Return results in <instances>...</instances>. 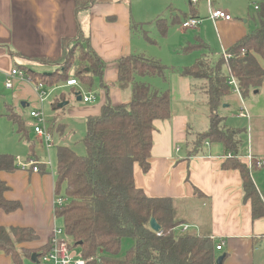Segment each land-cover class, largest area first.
<instances>
[{
  "label": "trees",
  "instance_id": "16d2710c",
  "mask_svg": "<svg viewBox=\"0 0 264 264\" xmlns=\"http://www.w3.org/2000/svg\"><path fill=\"white\" fill-rule=\"evenodd\" d=\"M249 1L256 7L254 19L258 24L228 48L225 52L228 59L225 60L223 54L215 59L209 53L205 54L206 46L199 38L193 43L187 42L179 50L182 55H199L179 74L203 82L199 92L205 97L204 105L208 111V128L195 134V139L187 143L189 152L197 156L202 153L205 142L220 143L223 151L230 155L221 163V168L239 172L242 201H249L251 219L259 220L264 218V202L251 179L248 165L240 159L248 153L247 149L243 150L241 141L245 130L228 129L220 114L231 92L227 85V68L237 81L243 101L264 84V68L258 61L260 59L264 64V0ZM89 4L90 0H75L76 13L82 12ZM156 23L159 36L164 37L170 24L162 19ZM139 26L132 24L131 30L141 31ZM140 36L155 43L146 31H141ZM59 55L26 59L53 67L55 70L51 74H39L25 66L16 67L24 72L29 83L42 84L45 90H53L52 96L59 92L50 105L54 113L59 110L58 104L66 101L67 94L62 91V86L71 78L83 91L92 92L96 86L104 91L105 100L99 115L89 116L84 122L86 130L80 140L84 155H77L66 146H57L56 149L53 196L55 201L61 198L65 202L59 206L55 204L53 214L57 221H61L64 236L71 242L70 249L78 248L85 264H216L215 246L219 241L197 233L192 227L182 231L181 226L189 224L178 217L173 209L174 200L149 197L134 182L135 165L144 175L150 170L152 138L156 131L154 122L171 117L169 91H160L148 83L136 81V78L158 77L164 81L170 69L144 53H131L118 59L113 86L123 96L129 92L130 97L128 101L113 105L108 95L110 85L102 79L105 63L92 49L88 35L79 32L73 38L62 39ZM73 88L76 91L73 96H81V92ZM5 108V113L0 116L13 126L19 140L27 143V160L39 161L35 142L30 140L29 118L16 113L10 106ZM61 119L62 116L53 117L48 129L51 134L53 130L64 131V126L58 124ZM17 169L15 157L0 153V172L13 173ZM38 171L49 172L44 164L39 165ZM8 190L0 180V211L5 214L21 208L19 201L3 197ZM195 195L202 196L198 191ZM152 218L160 226L159 232L149 226ZM123 238L130 239L132 246L123 258L117 259ZM35 240L37 234L33 229L0 226V255L10 258L12 264L31 260L33 253L40 261L53 247L50 240L36 249L19 247Z\"/></svg>",
  "mask_w": 264,
  "mask_h": 264
},
{
  "label": "crops",
  "instance_id": "0c3cea01",
  "mask_svg": "<svg viewBox=\"0 0 264 264\" xmlns=\"http://www.w3.org/2000/svg\"><path fill=\"white\" fill-rule=\"evenodd\" d=\"M254 7L249 0H196L195 3L193 0H90L89 6L77 14L75 0H0V70L9 71L13 66L30 69V63L34 61H27V58L60 56L62 39L73 38L82 32L90 37L92 49L105 63L102 79L110 85L108 95L114 105L125 102L126 97L113 86L117 78V60L131 53H144L158 59L170 69L164 82L171 95V117L154 122L156 131L152 138L150 170L144 175L135 165L134 182L149 197L173 199V209L181 219L186 220L178 214L181 208H205L208 216L204 225L200 221L188 223L187 220L186 224L196 227L199 234L223 242V248L216 252L217 257L225 256L222 264H264V218L251 219L250 203L242 201L239 172L221 168V163L230 155L223 151L218 142H205L202 153L197 156L189 152V137L198 133L197 126L201 124L197 117L201 105L198 96L202 94L196 91L198 81L179 74L199 56L180 54L179 50L187 42L193 43L200 38L206 46L204 53L211 55L217 51L218 57L253 30L250 22L253 21L251 10ZM213 9L228 13L230 20L211 21L209 13ZM189 18L197 19L199 26L183 30L181 24ZM159 19L170 24L164 37L158 34L156 21ZM132 24L140 25L138 29L148 32L155 43L141 37V31L133 32ZM154 27L157 33L151 37L150 28ZM139 37L145 46L138 43ZM161 42L170 45L168 58H165V54H155L149 50L150 47L155 49ZM258 61L264 68L263 62ZM44 70L51 74L55 69ZM13 85L12 90H7L0 82V114H4L5 107L10 106L16 113L29 118L31 109L24 114L19 108L20 103L22 108L32 104L33 109H42L46 101L51 105L59 93L52 96V92L41 105L33 84L18 80ZM263 85L251 93L254 98L264 101ZM80 88L83 94L91 93L95 97L94 102H78L72 94L76 93L75 89L63 87V90L69 91L64 102H67L69 117L85 122L87 117L99 115L105 97L98 86L92 92ZM76 89L79 90L78 87ZM244 105L249 120H244L247 122V127L243 129L247 139L243 150L247 149L253 160L263 163L260 170L253 168L250 174L264 202V107L258 106L254 100ZM226 107L225 103L222 109ZM58 109L53 116H62V108ZM64 128V131L57 132L61 138L70 135L69 127L64 124ZM175 145L178 151H174ZM47 154L49 157V151ZM245 156L240 159L246 165ZM47 161L39 160L41 164ZM46 171H49L47 167ZM0 180L9 188L3 197L21 204V208L14 213L0 211V226L29 228L36 232L37 240L19 247L36 249L44 246L54 230L60 228L53 214V174L17 169L13 173L0 172ZM196 190L202 196L197 197ZM8 259L7 264H12Z\"/></svg>",
  "mask_w": 264,
  "mask_h": 264
},
{
  "label": "rangeland",
  "instance_id": "374dc122",
  "mask_svg": "<svg viewBox=\"0 0 264 264\" xmlns=\"http://www.w3.org/2000/svg\"><path fill=\"white\" fill-rule=\"evenodd\" d=\"M251 17L253 19V21L250 22V27H252V29H254L256 27V25L258 24L257 20L254 19V15H255V7L251 10ZM151 31V37H155L157 30L154 28H150ZM140 38V37H139ZM140 41L138 42L140 45L143 44L145 46V42L143 41L142 38L139 39ZM171 42V41H170ZM169 43H165V42H161V44H159V46H156L155 49H152L150 47V51L153 53H159V54H165V58H168L169 52L168 51V47H169ZM219 54V52L217 53V51H214V53L211 54V58L214 59L217 57V55ZM30 69L33 70L36 73H48L46 72L44 69H53L51 66L48 65H44V64H38L37 62H32L30 63ZM49 74V73H48ZM168 75V74H167ZM136 81L138 82H144V83H148L150 84L153 88L155 89H159L160 91H164L167 90V83L164 81H161L160 78H156V77H147V76H142V77H138L136 78ZM203 85V82L200 81L198 82V86L196 91H198V93L200 94L201 92H199L201 86ZM264 87V85H263ZM65 94H67L69 91L68 90H62ZM57 93V92H56ZM54 93V94H56ZM83 94V92H81V95ZM201 95V94H200ZM125 100L128 101L129 99V92L125 94ZM263 97V96H261ZM198 100L200 101L199 103L201 104L200 107L198 108V121L201 123L199 126H197L198 133H202L203 131H205L208 128V123H207V108L205 107L204 103H205V97L204 96H198ZM257 102L258 106H262L264 107V101L262 98H254L253 94L251 93L250 96L245 99L242 103L243 105L249 101H253ZM172 104H174V101L172 100ZM30 105V104H29ZM226 105L228 107H226L225 109H222V117L225 118L224 122L226 124V126L228 128L232 127L235 129H245L247 127V122H245L242 119H239L237 117L238 114V110L240 109V99L238 97L237 94L233 93L232 91L230 92L229 96L226 99ZM19 108L23 111L24 114H28V110L29 109H33L32 104L30 106H28V108H22L21 107V103L19 104ZM197 109V108H196ZM68 105L64 106L62 109H60V112H62V119L61 121V125L64 126L67 125L69 127V136L67 137V135L65 137H60L58 135V131L53 130V147L52 149L49 150V157L47 154V151L40 145V143L35 141V137L33 134V128L30 127V140L32 142H35V151L37 156H39L40 160L46 161L49 160L51 161V169L48 167V170L50 173H54V169L56 167V149L57 146H66V147H71L72 150L77 154V155H84V148L81 144V139L83 138L84 134H85V130H86V126L84 124V121L81 120H76L73 117H69L68 116ZM42 111L44 113L45 116V121H46V127H48L49 129V124L51 122V120L53 119V115L54 113L51 110V106L48 103V101H46L43 104L42 107ZM204 113V114H203ZM203 115V117H202ZM196 117V116H195ZM30 125L33 124L34 122L29 119ZM68 132V131H67ZM197 133V134H198ZM195 135H193V137H189L191 138V141H193L195 138ZM241 141L243 143V147H245L246 145V139L247 136L246 134H243L241 136ZM68 147V148H69ZM70 148V149H71ZM178 151V147H174V151ZM0 153L2 154H9L13 157H19L21 160L25 161L28 157V146L27 143L24 141H20L18 138V135L15 133V130L13 128V126L6 120V118L4 116H0ZM181 211L178 213L181 217H184L187 222L189 223H194V222H198L200 221V223L202 225H204L205 223V219H207L208 214L206 213V209H202L200 206H191L189 209H185V208H181ZM58 223V227L61 226V221H57ZM199 223V224H200ZM192 228L195 231H198V229L196 227H194L192 225ZM199 232V231H198ZM122 244H121V248L120 251L118 253V258H123L126 253V251L132 246V241L128 238H123L122 240ZM75 251L77 252V255L79 256V251L78 248H75ZM9 262V259L5 256V255H0V264H7ZM25 264H33V262H31V260H26Z\"/></svg>",
  "mask_w": 264,
  "mask_h": 264
},
{
  "label": "built area",
  "instance_id": "2783aa9c",
  "mask_svg": "<svg viewBox=\"0 0 264 264\" xmlns=\"http://www.w3.org/2000/svg\"><path fill=\"white\" fill-rule=\"evenodd\" d=\"M196 0H193V3H195ZM209 19L211 21L220 19V20H230V15L225 13L221 10H211L209 13ZM199 21L195 18H189L183 21L181 24V28L184 29H195L199 26ZM224 59L227 60L229 55H226L223 53ZM228 70V78H227V85L231 87V91L238 95L241 105L240 109L238 110L237 117L242 120H249V114L248 111L243 105V100L241 98V95L239 93L238 85L236 79L233 78L230 69ZM28 81L26 79V76L22 70H19L16 66H13L9 71H1L0 70V82L2 81V84L7 90H12L14 87L15 81ZM35 90L37 92V99L39 101V104L42 105L50 94L53 92V90L47 91L44 89L42 84L34 85ZM63 87H78L79 92H82L79 84L76 80L70 79L66 81V85ZM80 97H82V102L85 103H91L94 102L95 97L91 93H85L82 94ZM29 118L34 122L31 124V127L33 128V134L35 137V141L40 143V145L46 150L49 151L51 147L53 146L52 141V135L48 130V127H46V121L45 116L42 111V109H31L29 112ZM246 159V165H248L249 171H251L253 168H256L260 170V168L263 167V163L258 160H253V157L250 153L245 156ZM41 163L39 161H35L33 159L29 160H21L19 157H15V165L16 167L21 171H32L33 173H39L38 167ZM44 164L47 168L49 167L51 169V161L48 160ZM65 202V199L59 198V200L54 202V205L57 204L58 206L63 204ZM192 225H183L181 226L182 231H188ZM198 233V232H197ZM212 238V237H211ZM214 239V238H212ZM51 243H53V247L51 251H49L40 261H38V264H85V262L80 258V256L77 255V252L73 249H70L71 242L64 236L63 228H57L54 230L53 235L50 239ZM223 248V242L219 241L216 246L215 250L219 252Z\"/></svg>",
  "mask_w": 264,
  "mask_h": 264
},
{
  "label": "water",
  "instance_id": "95a60500",
  "mask_svg": "<svg viewBox=\"0 0 264 264\" xmlns=\"http://www.w3.org/2000/svg\"><path fill=\"white\" fill-rule=\"evenodd\" d=\"M82 100V97L78 96L77 98V101L80 102ZM23 105V103H22ZM67 105V102H61L58 104V108H63L64 106ZM149 226L151 227V229L154 231V232H159L160 231V226L156 223V221L152 218L150 219L149 221ZM31 261H33L34 263L38 264V261H37V257H36V254H31ZM223 259H224V256L221 255L217 258L216 260V264H221L223 262Z\"/></svg>",
  "mask_w": 264,
  "mask_h": 264
}]
</instances>
